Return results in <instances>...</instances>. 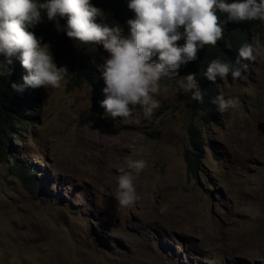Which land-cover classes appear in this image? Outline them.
I'll use <instances>...</instances> for the list:
<instances>
[{"label":"rangeland","instance_id":"rangeland-1","mask_svg":"<svg viewBox=\"0 0 264 264\" xmlns=\"http://www.w3.org/2000/svg\"><path fill=\"white\" fill-rule=\"evenodd\" d=\"M254 27L261 56L239 80L219 78V95L240 106L215 120L191 115L188 94L177 92L183 70L153 94L160 107L150 119H113L94 105L106 99L102 44L49 46L68 83L26 88L35 98L17 129L23 140L12 135L14 157L0 156V264H264V22ZM81 61L97 82L75 74ZM190 124L201 129L195 174L186 161L199 152ZM140 159L138 199L121 208L119 169L135 174L129 165ZM107 160L114 177L104 181ZM13 164L34 167L42 188L30 191Z\"/></svg>","mask_w":264,"mask_h":264},{"label":"clouds","instance_id":"clouds-1","mask_svg":"<svg viewBox=\"0 0 264 264\" xmlns=\"http://www.w3.org/2000/svg\"><path fill=\"white\" fill-rule=\"evenodd\" d=\"M127 7L135 13V18L126 21L128 33L125 35L119 25L97 23V18L104 14L90 0H45L43 3L0 0V55L4 57L0 61V76L11 74L9 66L18 56L26 72L22 77L25 89H60L68 83L67 68L58 67L49 45L29 31L42 22V13L48 21L55 22L57 31H64L77 44H102L109 55L101 66L106 94L101 107L113 119L137 124L140 123L136 118L138 112L146 120L154 115L160 101L153 94L167 86L168 81L176 79L178 70L189 74L183 76L177 92L190 93L193 101L203 102L195 74L181 66L196 60L198 51L204 46H215L222 40L224 23L255 20L251 22L250 43H243L238 50L237 64L240 60L250 64L261 56L258 41H253V37L254 26L259 20L264 22V0H228V3L226 0H128ZM217 12L227 14V21H220ZM65 18L66 25H60L59 20ZM181 39L183 45L178 43ZM247 67L241 65L238 68L213 59L205 76L215 82L217 76L226 80L230 73L233 80H239ZM12 88L22 90L15 83ZM211 102L220 114L240 106L238 98L226 99L223 95H217ZM146 167V160L140 159L129 165L135 174L119 169L116 199L121 208H130L136 203L135 181Z\"/></svg>","mask_w":264,"mask_h":264},{"label":"trees","instance_id":"trees-1","mask_svg":"<svg viewBox=\"0 0 264 264\" xmlns=\"http://www.w3.org/2000/svg\"><path fill=\"white\" fill-rule=\"evenodd\" d=\"M38 3H43L45 0H37ZM93 6L98 7L103 12L102 18H97V23H107L109 25H119L124 29V34L127 35L128 27L126 21L128 19H134L135 13L129 10L127 7L128 0H90ZM228 3V0H226ZM42 22L39 23L29 31H33L35 36L41 40L42 43L48 44L55 50H60L64 42H68L70 39L66 36L64 31H57L55 22L48 21L46 14L42 13ZM220 21H227V14L217 12ZM255 21V20H253ZM226 22L224 23L223 39L218 41L215 46L206 45L201 48L197 53V58L194 61L188 62L181 67L186 70H191L195 74V78L198 81L199 87L203 93V102H195L191 99V94L188 95L189 110L192 116L199 114L204 115L207 120H215V112L217 106L211 101L217 95H219V76H217L215 82L209 81L205 72L207 66L213 59H220L223 62H228L240 67L241 65L249 66V61L239 59L238 50L240 46L251 40L253 35V28L251 22ZM59 24L66 25V18L60 19ZM180 31H183L181 27ZM180 45H183L184 40L178 41ZM4 57L0 55V61H3ZM11 68L10 75L0 76V156L5 158L14 157L10 148L13 144L10 141L11 135H14L18 140L22 139V133L16 131L15 128H22L24 123L29 121L30 111L32 110L33 96L26 95V89L23 86L22 77L26 74L22 68L19 58H13V64L9 66ZM77 76L88 77L95 83L98 78L92 72V67L88 61H81L77 69L75 70ZM21 86L22 90H14L12 84ZM100 94L101 92L98 91ZM104 96H95V107L104 100ZM201 129L197 125L190 124L188 126V134L191 143L199 149L198 153L190 151L186 153V161L188 171L195 174L198 167V161L202 156V142L200 138ZM10 154V155H8ZM12 169L15 170L16 176L22 181L30 191L40 187V183H37L35 178L36 170L34 167H21L18 164H13Z\"/></svg>","mask_w":264,"mask_h":264},{"label":"bare ground","instance_id":"bare-ground-1","mask_svg":"<svg viewBox=\"0 0 264 264\" xmlns=\"http://www.w3.org/2000/svg\"><path fill=\"white\" fill-rule=\"evenodd\" d=\"M28 95V94H27ZM120 144V143H119ZM100 146V154H99V158H101V156H102V145H99ZM122 146V145H121ZM97 147V146H96ZM118 147H120L119 145H118ZM118 149V148H117ZM116 145H115V147H113L112 149H110V150H107V152L108 153H110L111 155H113L112 153H115L116 152ZM97 150V149H96ZM99 150V149H98ZM117 152H119V150L117 151ZM109 154V155H110ZM115 154H117V153H115ZM110 155V156H111ZM114 156H116V155H114ZM109 159V158H108ZM113 158H111V160H112ZM110 160V161H111ZM110 161H108L107 160V168L100 174V177L102 178V179H104V181H108L110 178H113L114 177V170H113V168L115 167H113L112 168V164H114V163H112V162H110ZM113 161V160H112Z\"/></svg>","mask_w":264,"mask_h":264}]
</instances>
